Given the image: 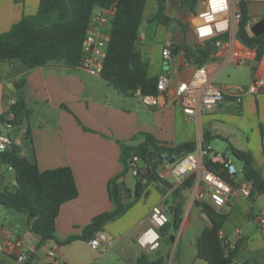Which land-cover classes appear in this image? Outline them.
Returning <instances> with one entry per match:
<instances>
[{
    "label": "crops",
    "instance_id": "crops-1",
    "mask_svg": "<svg viewBox=\"0 0 264 264\" xmlns=\"http://www.w3.org/2000/svg\"><path fill=\"white\" fill-rule=\"evenodd\" d=\"M201 1L197 3L200 8ZM39 3L40 0H0V34L24 16L35 15ZM156 10L157 0L145 2L136 45L147 66V77H168L165 92L156 90L149 94L153 96L151 103L145 101L143 94L123 96L100 76H91L79 66L51 63L27 69L18 59L0 60V115L6 111L5 98L12 92L18 94L20 104L28 111L19 125L8 129L12 143L20 149V156L36 163L40 171L68 167L73 173L78 194L60 207L54 233L58 242L82 235L93 218L115 210L110 183L114 179L123 183L118 182L125 171L123 148L143 150L140 146L146 135L160 147L175 149L194 143L195 151L191 152L194 155L203 151L207 136L215 137L208 142L209 161L212 154L218 153L211 143L220 140L227 147L248 153L254 168L264 178V92L246 91L254 79L264 78L263 51L258 55L254 49L252 59L236 64L230 59L234 44L224 43L213 48L199 64L187 57L183 48L184 45L195 50L205 46L193 33L196 13L183 7L180 0H164V14L171 21L163 25L151 20ZM248 13L251 28L264 17V2L251 1ZM171 25L173 31H169ZM236 42H239L237 37ZM167 45L169 59L161 55ZM238 46L241 45L235 48ZM197 66L205 67L211 82L223 92V100L209 113L189 118L176 103L174 92L177 83L189 79ZM166 156H162L155 168V176L162 182L155 178L149 182L143 180V190L137 200L136 196L132 198L130 190L128 195L123 183L122 201L134 202L124 214L103 225L101 232L111 241L109 248L134 251L138 247L137 235L149 225L152 207L161 206L169 223L174 209L180 205L183 213L179 228L171 231L170 246L157 251L164 256L165 264H205L198 258L196 248L201 231L212 226L198 206L204 203L225 216L219 236L226 244V251L237 247L234 264H264V224L260 222L264 218V193H253L250 198L236 197L234 201L231 197L223 208L217 209L207 195L195 197L199 193L195 175L181 180L175 177L174 163L165 161ZM147 158L157 160L151 153ZM203 158L205 165V155ZM146 166L144 161L141 168L146 170ZM242 168L237 173L243 178ZM192 176L193 183L188 186ZM14 186L13 170L0 159V191L13 190ZM1 208L4 207L0 206V211ZM14 221L9 227L0 224V264H20L19 251L9 245L16 239H26L28 252L34 251L31 264H93L100 258L93 256L91 251L95 250L82 240L64 246L47 241L42 245L48 247L47 253L40 254L42 246L35 250L39 237L29 233L27 220L25 223L20 219L17 223ZM50 251L54 252L52 258L48 256ZM142 252L141 249L134 261Z\"/></svg>",
    "mask_w": 264,
    "mask_h": 264
},
{
    "label": "trees",
    "instance_id": "trees-1",
    "mask_svg": "<svg viewBox=\"0 0 264 264\" xmlns=\"http://www.w3.org/2000/svg\"><path fill=\"white\" fill-rule=\"evenodd\" d=\"M147 0H40L38 10L33 16H24L19 22L0 34V60H20L27 69L43 67L48 64H61L65 67H76L82 57V44L86 35L90 17L95 8L114 7L115 14L110 21L109 42L106 47V55L102 62L100 77L113 86L123 96H131L137 89L143 95L156 92L157 78H148L146 64L142 60L139 50H136L138 31L141 24L142 12ZM251 0H239L238 8L241 19L236 32V37L244 46L256 48L258 55L264 47V34L259 37L249 36L246 27L251 17L248 13V5ZM183 7L194 12L198 0H180ZM163 25L171 21L164 14V0H157V10L151 18ZM184 51L189 58H193L199 64L206 60L213 50L212 43H205L204 47L195 50L184 46ZM13 93V92H12ZM11 93V94H12ZM10 95L5 98V102ZM13 115L8 119L9 114ZM28 115L20 104L18 97L15 103L0 115V124H9L11 127L19 125L20 120ZM23 116V117H22ZM215 137H208L202 145L205 151V166L224 178L225 173L220 165L209 161L210 151L208 142ZM146 153L144 158L145 169H148L140 177L136 186L135 198H139L143 190L142 181L149 182L157 179L155 168L161 162L162 156H178L182 153L195 151L194 143H186L175 149L157 146L154 140L146 135L145 142L140 146ZM232 154L243 163L242 173L244 178L252 183L253 193H264V178L254 168L251 156L239 151L232 146L228 147ZM130 147L123 148L124 174L128 171L127 160L131 157ZM20 149L13 143L0 153L3 164L11 167L15 176L13 190L0 191V206L24 213L27 215L28 231L39 237L35 250L47 241H55L59 246H64L76 240L89 242L93 236L102 230L103 225L116 219L125 213L134 202L125 204L121 199L123 183H117L116 179L110 183V194L115 202V210L104 213L92 219L91 223L83 230L80 236H70L62 242L55 238V220L62 204L77 197L78 191L73 173L68 167H59L51 170L40 171L36 163L21 157ZM156 156L157 160L150 161L147 157ZM139 158V157H137ZM194 176L187 181L191 186ZM124 190L130 196L129 189ZM251 195V197H252ZM203 213L209 218L212 226L201 231L196 239L198 258L205 264H234L237 247L226 251V244L219 236L220 229L225 222V216L216 212L207 204H198ZM183 209L179 205L174 209L172 219L160 229V237L169 243L167 234L179 228ZM161 242V241H160ZM142 252L135 264H165L162 254L153 257ZM34 251L29 252L27 260L23 264H31Z\"/></svg>",
    "mask_w": 264,
    "mask_h": 264
},
{
    "label": "built area",
    "instance_id": "built-area-1",
    "mask_svg": "<svg viewBox=\"0 0 264 264\" xmlns=\"http://www.w3.org/2000/svg\"><path fill=\"white\" fill-rule=\"evenodd\" d=\"M238 1L202 0L201 8L195 15L196 23L193 25L195 38L200 42L212 43L213 48H219L224 43H227V45L234 44L230 53V59L236 64L252 59V50L256 49L246 47L240 41L236 42V32L241 19V13L237 6ZM251 1L264 2V0ZM213 5H216V7L214 8ZM114 14V7L95 8L90 17L82 44V57L78 66L91 76H100L102 62L109 42L110 21ZM204 28L209 29V31L202 34L200 29ZM246 31L249 36L252 35L249 25H247ZM237 45L241 46L235 48ZM262 51L264 54V47ZM161 55L163 58L169 59L170 50L168 45L163 48ZM167 88L168 77L161 75L157 80L156 90L163 93ZM246 91L251 94L264 92V78L254 79ZM135 94L141 95V91L137 89ZM174 96L182 113L189 118L209 113L223 100V92L211 82L203 66H197L189 79L177 83ZM17 97L18 94L16 92L10 94L9 99L6 101V110L15 103ZM143 97L145 101L153 102L152 95H143ZM12 118L13 115L10 113L8 119ZM10 128L9 124H0V153L4 152L12 144L8 133V129ZM205 154V151H201L199 155L187 153L180 157L173 167L175 177L178 180L191 174L196 176L199 188V193L195 195L197 199L203 195H207L213 207L221 209L231 197H251L253 192L252 183L237 173L231 161L224 154L214 153L210 156V162L220 165V169L224 171V178L205 167L203 158ZM137 159V156H133L131 165L129 166L133 170L134 175L139 174ZM148 220L149 225L137 235L136 244L144 252L154 253L159 249L161 241L160 229L168 223L169 219L163 208L155 205L150 211ZM260 222L264 224V218ZM25 240L16 239L13 244H9L19 251L17 260L20 264H23L27 260L29 253V246L25 244ZM89 245L94 250L100 247L109 248L111 241L104 232L100 231L89 241ZM1 249L2 247L0 246ZM48 256L52 258L54 252L50 251Z\"/></svg>",
    "mask_w": 264,
    "mask_h": 264
},
{
    "label": "rangeland",
    "instance_id": "rangeland-1",
    "mask_svg": "<svg viewBox=\"0 0 264 264\" xmlns=\"http://www.w3.org/2000/svg\"><path fill=\"white\" fill-rule=\"evenodd\" d=\"M199 10H200V7L196 6L194 13H197ZM169 31H173V25L169 27ZM211 145L214 151L220 154H224L227 157V159L231 161L232 165L235 167L237 171L241 170L242 162L238 160L237 158H235V156L232 154V152L229 150V148L227 147L225 143L221 142L220 140H215L213 143H211ZM143 165H144V158L139 157L137 159V166L142 167ZM19 219L20 221L22 220V222L25 223V221L27 220V215L24 213L13 211V210L1 208L0 224H3L9 227L13 223L14 220H15L14 222L17 223ZM20 226H22V223H20ZM171 234H172L171 231L167 234L168 240ZM167 246H170V244L167 242H164V239L161 238V242H160L158 250H165ZM47 251H48V247L42 246L40 250V254H46ZM140 252H141V249L139 247H137L134 251L131 250V252L126 251V250H123V252H121L120 248L118 247H111V248L100 247L99 249L95 251H91L93 256L96 255V257L98 256L100 257L93 264H135V261H134L135 256L138 255V253ZM151 254H154V253H151ZM151 254L149 256L153 257L154 255H151Z\"/></svg>",
    "mask_w": 264,
    "mask_h": 264
},
{
    "label": "water",
    "instance_id": "water-1",
    "mask_svg": "<svg viewBox=\"0 0 264 264\" xmlns=\"http://www.w3.org/2000/svg\"><path fill=\"white\" fill-rule=\"evenodd\" d=\"M251 32L253 33V35L255 37H259L262 34H264V17L262 19H260L257 23H255L254 25H252V27L250 28ZM144 154V151L139 149V150H135L131 152V157L127 160L128 165H131V159L134 155L141 157ZM183 156V155H182ZM181 157H174L172 158L170 155L164 157L165 161H168L169 164H173L175 163L179 158ZM148 171L144 170L143 168L139 167V174L138 175H134L133 174V170L129 167L128 171L118 179V182H123L126 184L127 188L131 191L132 194V198L135 197V193H136V186H137V182L140 179V177L142 175L145 174V172ZM235 197L231 198V201H234ZM160 253V251H157L155 253V256H158Z\"/></svg>",
    "mask_w": 264,
    "mask_h": 264
},
{
    "label": "clouds",
    "instance_id": "clouds-1",
    "mask_svg": "<svg viewBox=\"0 0 264 264\" xmlns=\"http://www.w3.org/2000/svg\"><path fill=\"white\" fill-rule=\"evenodd\" d=\"M213 7L215 8L216 5H213ZM200 31H201L202 34H205V33H207L209 31V29L204 28V29H200Z\"/></svg>",
    "mask_w": 264,
    "mask_h": 264
}]
</instances>
